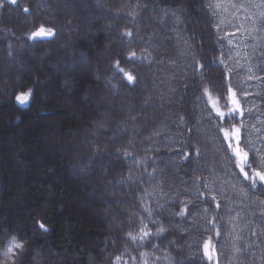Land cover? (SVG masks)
Returning <instances> with one entry per match:
<instances>
[{"label": "trees", "instance_id": "obj_1", "mask_svg": "<svg viewBox=\"0 0 264 264\" xmlns=\"http://www.w3.org/2000/svg\"><path fill=\"white\" fill-rule=\"evenodd\" d=\"M34 22L54 24L57 36L28 42ZM257 35L243 67L215 0L5 2L0 264H13L4 255L12 236L28 249L16 264H264V184L253 188L235 167L209 99L223 109L231 87L245 150L264 153V32ZM131 51L143 57L122 65L133 85L111 71ZM197 61L210 71L198 76ZM21 89H33L23 106ZM142 229L150 236L141 239Z\"/></svg>", "mask_w": 264, "mask_h": 264}, {"label": "snow or ice", "instance_id": "obj_2", "mask_svg": "<svg viewBox=\"0 0 264 264\" xmlns=\"http://www.w3.org/2000/svg\"><path fill=\"white\" fill-rule=\"evenodd\" d=\"M5 2L11 5H19L20 0H0V7H3ZM20 10L23 13H29L30 7L23 6ZM32 28L34 30L30 31L27 36L28 42H51L57 36L56 27L54 24L46 25L42 22L39 24L34 22ZM124 35L131 37L132 33L130 31H127L124 33ZM28 46L31 47L32 44L29 43ZM9 54L11 55V53ZM138 59L142 60L143 57H138L135 51L129 52L128 56L123 60L117 58L111 69L113 75H115L116 73H122L123 78L127 81V83L129 85H133L136 81V77L130 71H126L122 65L129 62H135ZM195 71L197 75L200 76L204 71H210V69L206 65L197 61ZM203 91L206 96H209L208 88H204ZM227 93V104L223 109L221 106H219L218 101L212 100L211 96H209L211 106L215 115L219 117V131L223 134L225 142H227L228 150L231 152L232 157L234 158L235 167L239 169V172L244 177V179L246 181H250L251 186L255 188L257 186V183L264 184V153H259L258 158H250L249 152L245 150L246 145L244 144L242 126H238L236 123L238 117L240 119H243L244 112L241 103L237 99V93H235L231 87H228ZM32 95L33 89H27L26 91L21 89L18 93H15V101L19 105L23 106L30 102ZM229 118H231L232 120L231 124H229ZM226 125L228 130L225 129ZM119 151L120 150L118 149L117 152L119 153ZM129 155L130 153H128L127 151L124 152L125 159ZM189 155L190 153H184L185 158H188ZM81 170L83 171V169ZM212 199L215 200V197H212ZM186 211L187 209L181 208L180 214H183ZM34 224L37 230L41 233H46L49 231L47 225L42 220L34 221ZM141 231V239L150 236V233L148 231L144 229H142ZM157 231L158 233H162L164 229L161 227ZM128 235L133 242L137 240V237L132 235L131 233H129ZM202 248L204 257L209 262H211L213 259L214 249L211 246L210 240H206L203 243ZM27 253L28 249L25 243L22 242L17 236H12L6 245L4 255L10 258L13 261V264H16L17 259L22 260V258ZM119 259L120 257H117V260Z\"/></svg>", "mask_w": 264, "mask_h": 264}, {"label": "rangeland", "instance_id": "obj_3", "mask_svg": "<svg viewBox=\"0 0 264 264\" xmlns=\"http://www.w3.org/2000/svg\"><path fill=\"white\" fill-rule=\"evenodd\" d=\"M215 5L233 59L244 67L247 50L264 32V0H215Z\"/></svg>", "mask_w": 264, "mask_h": 264}]
</instances>
